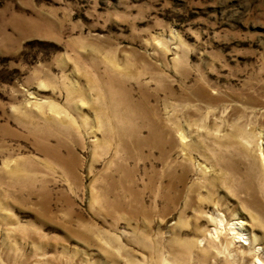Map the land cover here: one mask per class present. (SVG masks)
Wrapping results in <instances>:
<instances>
[{
  "label": "rangeland",
  "instance_id": "374dc122",
  "mask_svg": "<svg viewBox=\"0 0 264 264\" xmlns=\"http://www.w3.org/2000/svg\"><path fill=\"white\" fill-rule=\"evenodd\" d=\"M264 0H0V264H264Z\"/></svg>",
  "mask_w": 264,
  "mask_h": 264
},
{
  "label": "bare ground",
  "instance_id": "6f19581e",
  "mask_svg": "<svg viewBox=\"0 0 264 264\" xmlns=\"http://www.w3.org/2000/svg\"><path fill=\"white\" fill-rule=\"evenodd\" d=\"M263 173H264V171H263Z\"/></svg>",
  "mask_w": 264,
  "mask_h": 264
}]
</instances>
